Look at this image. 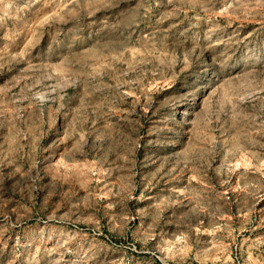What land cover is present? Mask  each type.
I'll use <instances>...</instances> for the list:
<instances>
[{"label":"rangeland","instance_id":"rangeland-1","mask_svg":"<svg viewBox=\"0 0 264 264\" xmlns=\"http://www.w3.org/2000/svg\"><path fill=\"white\" fill-rule=\"evenodd\" d=\"M0 264H264V0H0Z\"/></svg>","mask_w":264,"mask_h":264}]
</instances>
